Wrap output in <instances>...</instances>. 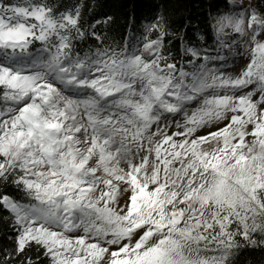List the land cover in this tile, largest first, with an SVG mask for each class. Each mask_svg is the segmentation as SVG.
<instances>
[{
	"label": "snow or ice",
	"instance_id": "snow-or-ice-1",
	"mask_svg": "<svg viewBox=\"0 0 264 264\" xmlns=\"http://www.w3.org/2000/svg\"><path fill=\"white\" fill-rule=\"evenodd\" d=\"M84 9L0 0V264H230L264 245V8L227 0L178 53L162 16L117 41Z\"/></svg>",
	"mask_w": 264,
	"mask_h": 264
},
{
	"label": "trees",
	"instance_id": "trees-1",
	"mask_svg": "<svg viewBox=\"0 0 264 264\" xmlns=\"http://www.w3.org/2000/svg\"><path fill=\"white\" fill-rule=\"evenodd\" d=\"M51 4L63 5L83 3L84 19L91 24L97 20H108L97 25V29L109 39L122 41L129 29H141L163 17L168 25L169 37L165 39L173 53L180 49L181 37L185 42L196 43L198 35L206 37L211 33L210 17L218 12L227 0H49ZM264 8V0H257ZM211 39L207 43L210 44ZM88 39L83 47L94 44ZM179 60V56L177 55ZM7 213L0 210V247L9 246L3 217ZM230 264H264V245L247 246L231 257Z\"/></svg>",
	"mask_w": 264,
	"mask_h": 264
},
{
	"label": "rangeland",
	"instance_id": "rangeland-1",
	"mask_svg": "<svg viewBox=\"0 0 264 264\" xmlns=\"http://www.w3.org/2000/svg\"><path fill=\"white\" fill-rule=\"evenodd\" d=\"M245 3H247V0H245ZM255 3H256V1H255Z\"/></svg>",
	"mask_w": 264,
	"mask_h": 264
}]
</instances>
